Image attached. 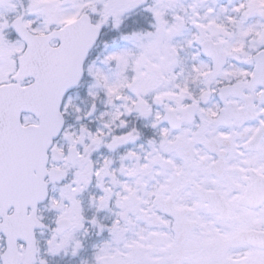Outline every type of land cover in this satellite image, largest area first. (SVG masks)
Returning a JSON list of instances; mask_svg holds the SVG:
<instances>
[{"label":"snow or ice","instance_id":"1","mask_svg":"<svg viewBox=\"0 0 264 264\" xmlns=\"http://www.w3.org/2000/svg\"><path fill=\"white\" fill-rule=\"evenodd\" d=\"M0 264H264V0H0Z\"/></svg>","mask_w":264,"mask_h":264}]
</instances>
